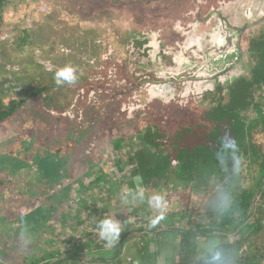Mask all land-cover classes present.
Listing matches in <instances>:
<instances>
[{"label":"rangeland","instance_id":"374dc122","mask_svg":"<svg viewBox=\"0 0 264 264\" xmlns=\"http://www.w3.org/2000/svg\"><path fill=\"white\" fill-rule=\"evenodd\" d=\"M153 1L155 7L150 4L152 0H9L0 7V74H8L1 76V82L9 80L11 75L17 76L18 72L19 83L23 86L21 85L22 89L13 87V97L17 98L19 93L26 95L39 87H52L44 92L47 94L46 98L50 99L49 104L44 100L46 103L40 106L42 100L39 97L26 98L23 101L24 107L17 116L0 128V143L7 138L4 141L8 147L0 150L4 154L1 156L14 164L19 162L18 165L8 166V172H0L1 225L8 229L12 223L18 224L21 223L20 220H25V215L28 222L35 221V228L27 230L35 234L30 238V244L24 247L26 250L23 255L18 254L20 244L16 240L8 235L0 239V242L13 241L17 244L16 248L9 244L1 246V255L5 261L7 253L13 254V249L15 264H25L24 260L27 259L21 261L24 257H28L29 262L32 257L39 259L40 256L50 255L46 244L51 238L50 231H54L49 220L59 227L62 214L57 216L58 209L68 201L66 209L69 212L81 207L78 195H75L77 189L72 190L76 176L71 167L75 166V174H78L82 171L80 167L85 168L86 161V168L89 166L94 154L102 156L100 151H103V156L108 157L114 152L117 162L114 170L121 172L124 167L122 169L120 164L130 162L131 152L137 143L133 134L135 131L141 129V132H145L146 125L150 123L155 126L157 124L163 132H172L191 124L210 125L207 112L213 113V106L218 113L226 110L223 107L225 105H217L218 98H212L217 94L211 95V92L215 91L217 85H221L223 94L227 96V85L233 79L250 75V68L257 61L251 56L249 42L255 36V40H251L254 46L262 44L257 42L259 35V40L262 39V34L259 33L264 31L262 17L242 16V24H246L243 29L232 37H224L220 34V24L214 18L181 15L190 13L189 1ZM197 23L203 27L199 33L205 39L204 45L197 47L199 50H194L191 48V40L188 39L187 43V38L184 37L187 34L191 36ZM209 30L213 34L217 33L218 37L206 36ZM221 40L223 43L218 42ZM11 47L24 50L19 53L12 51ZM256 55V58L260 57ZM7 64L10 66L5 68ZM65 65H71L77 70V83H80L81 88L77 84L62 87L55 85L54 72ZM20 70L24 72L20 73ZM219 75H222L223 81H220ZM160 85L164 86L163 95H158L156 91ZM81 89V98L74 103ZM263 91L264 89L255 94L256 100L263 95ZM46 106L49 111H46ZM261 106L264 111V100ZM63 114L68 117L64 118ZM72 116L76 117L71 118ZM251 116H256L254 111ZM123 131L132 134L129 139L125 135L122 139L124 142L121 143L120 140L115 146V137H122L120 132ZM255 139L264 146V132L256 133ZM90 145H100L102 149ZM59 146L68 147L69 150L67 148L65 152H56ZM252 147L254 149L253 145ZM88 150L92 152L90 156H87ZM20 163L22 164L19 165ZM62 163L66 167L62 168ZM215 164L204 171H197L196 176H205L204 185L200 184L201 188H193L192 193L184 188L177 191L176 196L167 198L171 206L169 210L167 208L168 213L165 215H176L174 220L165 216L163 222L174 221L175 224H180L182 218L179 211L185 212L188 206L192 207L191 212H195L196 217L206 216L208 219L209 213L205 215L203 212L219 208L216 201L220 192L230 197L231 192L236 191L240 178L242 184H252L245 169L246 162L241 165L239 178L237 175L232 177L237 172L232 170L230 159L224 164L220 161ZM166 172L164 168L158 169V173L164 177ZM170 174L165 180L169 185L173 180ZM229 176L233 179L230 180ZM181 183L185 184L184 181ZM164 184L160 182L157 190L145 191L146 196L153 192L166 195L169 190L163 188ZM196 184L199 182L196 181ZM108 186L115 194L105 206L106 216L117 219L123 204L121 192L117 190V182L111 181ZM176 187H179L177 181ZM172 188L174 185L170 186V191ZM97 190L99 189L96 187L92 189L93 196L98 198L100 204L106 202ZM80 192L84 194L85 189L82 188ZM69 194L71 197L67 198ZM28 201L33 202V205L30 206ZM37 204H41L42 209L36 207V211L33 207L38 206ZM137 206H142V214L150 210L146 201ZM195 207H200V210ZM42 212L47 213L50 218L47 220ZM82 216H85L83 211ZM4 228L0 229V233L5 236L9 231ZM41 228L45 230L42 231ZM75 230L77 236L74 238L79 236L82 241L86 240L89 230L86 222L80 223V227ZM91 231L97 234L96 228ZM173 231L168 230L170 234H166L158 243L156 240L151 241V251H146L147 256L145 252L142 253L145 256V259L142 257L143 262L133 260L135 254L133 250H128L122 264H178ZM73 233V229L65 232L66 250L70 247L67 242L68 239L71 240ZM240 237L243 239L234 249L233 264H264V226L251 230L245 225L235 233L200 237L198 257H203L211 240L219 244L233 242ZM151 253H155L152 258L149 257Z\"/></svg>","mask_w":264,"mask_h":264},{"label":"trees","instance_id":"16d2710c","mask_svg":"<svg viewBox=\"0 0 264 264\" xmlns=\"http://www.w3.org/2000/svg\"><path fill=\"white\" fill-rule=\"evenodd\" d=\"M8 1L0 0V7ZM150 4L152 7L156 6L153 0ZM259 34H262L261 40H259ZM259 34L257 42L260 41L262 44H257L258 47L254 46L252 42L255 40V36L251 39L252 42L251 40L249 42L251 56L257 61L250 68V75H241L233 79L227 85V96L223 94V86L221 85H217L215 91L211 92V95L217 94L212 98H218V106L225 105L223 106L226 108L225 112L218 113V110L215 112L213 106L211 108L213 113L208 114L207 112V117L211 121L210 125L191 124L190 126H181L172 130V132H163L157 124L155 126L150 123L147 125L145 132H137L136 137L139 142L132 153L136 162L134 174H139L142 178L140 187H157L171 173L178 183L184 181V185L181 183L182 188H185L184 190L188 189L192 193V190L196 187L201 188L204 185L205 176H199L200 174L196 176L197 171L200 169L204 171L206 168L216 165L215 163L219 161L215 156L216 151L225 141L234 139L240 153L245 158L247 163L245 169L250 175L252 184H242L240 182L241 178L238 179L239 184L236 191L231 192L230 205L224 209L218 208L214 211L203 212L205 215L209 213L210 218L208 219L206 216L196 217L195 212H191L192 207L188 206L185 212L179 211L182 218L180 224H175L174 221L169 223L161 220L155 227L150 228L148 227V217L153 215L150 210H146L142 216L131 212L125 213L124 216L127 215V217L123 218L125 220L124 230L121 232L119 241L114 246L108 247L105 254L103 252L100 256L85 262L81 259L85 264H122L121 257L124 248L128 245L134 251V247H136L130 242H134L136 239H144L145 247H147L151 237L156 241H160L166 234H170L168 232L170 229L174 230L173 235H171L175 240L173 245H175L178 264H204L203 257H198L200 237L208 234L235 233L245 225H248L251 230H258L264 226V146L255 139L256 133L264 132V111L261 106L264 100V91L258 100L255 99V94L264 89V31ZM11 50L20 53L23 52L24 48L13 49L11 47ZM255 55L262 57L256 58ZM23 72V70H20V73ZM46 89L47 87H39L28 94L30 96L36 95ZM11 91L12 88L10 90L6 86L0 90V124L8 121L24 101L17 98L6 100L4 97ZM12 95L14 94L12 93ZM252 110L256 116H251ZM161 168L167 170L165 177L163 174L158 173V169ZM235 175H237V178L240 177L239 172L234 173L232 177L234 178ZM232 177L229 176V179H233ZM196 181L199 184H196ZM131 188L133 191L136 190V186ZM199 208L195 207L198 211ZM166 213L168 212L166 211ZM175 215L169 213L165 216L174 220ZM128 219L131 223L130 226L126 225ZM136 224L139 225L136 226ZM94 235L93 231L88 233L89 237ZM96 236L98 235L96 234ZM139 236L140 238H138ZM241 239L243 237L235 239L233 242L218 244L225 252L230 264L234 263L232 258L234 249L239 245ZM97 242L98 248L105 251V243L98 237ZM154 254L151 253L149 257H154ZM136 256L137 252H135L134 257ZM76 257H80L77 252L67 258L55 260L52 264L63 262L69 264Z\"/></svg>","mask_w":264,"mask_h":264},{"label":"crops","instance_id":"0c3cea01","mask_svg":"<svg viewBox=\"0 0 264 264\" xmlns=\"http://www.w3.org/2000/svg\"><path fill=\"white\" fill-rule=\"evenodd\" d=\"M188 1L191 4V8L188 10V11H190V13L185 12V14L182 13L181 15L182 16H207V17H211L210 19H212V20L214 18V21H217L220 24V26H221V29H220L221 33L220 34L224 37L225 36L226 37H232L235 34V32L237 31V29L242 30V27H244L246 24H242V23H244V20L241 19V17L242 16H256V15L258 16L257 8L261 3L264 2V0H263L259 4V1H256V4L251 6L250 5L252 3L251 0H187V2ZM158 5H161V4H158ZM249 19H251V17H249ZM200 28L202 29L203 27L197 23V25L193 28V32L191 33V36L189 34H187V36L184 37V38H187V43H188V39L191 40V43H192L191 48H194V50H199L197 47L204 45L203 42H204L205 38L201 37V34L199 33ZM204 28H207V27H204ZM176 29H178V28L176 27ZM179 30H180V28H179ZM210 30L206 33V36L211 35V36H213V38H215L217 36V33L213 34V31H210ZM229 30L232 32H229ZM214 32H217V31H214ZM228 33H230V34H228ZM197 43H199L200 45L197 46L196 45ZM218 46H220V45H218ZM7 65L10 66L9 64H7ZM8 66H5V68H8ZM11 66H13V65H11ZM46 67L47 66H45V68ZM9 68H11V67H9ZM4 75H8V74L2 73V74H0V77L1 76L4 77ZM8 79L9 80H7V81L3 80V82H0V85H1L0 90L4 86L7 85V87L12 88V91L9 94L7 93L8 95L6 94L7 96H5L4 98L5 99L17 98V97H13L14 95H12V92H13L14 86H18L19 88H21V85H22L19 83L20 78H19L18 72H17V76L14 75V77H13V75H11L8 77ZM76 84L79 86V88H81L80 87L81 85H79L80 84L79 82L78 83L76 82L74 85H76ZM52 85H54V84H52ZM11 88H10V90H11ZM51 88L52 87L47 88L43 92L36 94V95H31V96L28 93L26 95L19 93L20 95L18 94L19 98H17V99L25 100L26 98H30L33 96L39 97V99L42 100V102H40V106H44V103H46L44 100L48 101V103H46V104H49V102H50V99L46 98L47 94L44 92H47ZM81 92L83 93L82 89L80 90V92L77 93L79 95H77L78 98L74 99V103L77 100H79V98H81ZM23 107H24V104L22 103V105L19 107L17 112L12 117H16L19 110L22 109ZM46 109H47L46 111H49V108L47 106H46ZM63 115H64V118L68 117V115H66V114H63ZM12 117L8 121L4 122L3 124H0V128L3 127L4 124L10 123ZM75 117L76 116H72L71 118H75ZM115 131H117V130H115ZM138 131H141V129H139ZM138 131H135V133H133V134L135 136H137ZM120 133L122 134V137L116 136L114 139V143L116 144L115 146H117L119 144L120 140L122 141V139H124L125 135L128 136V139H129L131 134H132V133L130 134L129 132L126 133L124 131L120 132ZM6 139L7 138L2 139V142L0 143V150L1 149H8L7 143H6V141H4ZM136 141H137V143L134 145L135 147L131 153L134 152V150L137 147V144L139 142V139L137 137H136ZM123 142L124 141H122L121 143H123ZM90 146H93V145H90ZM93 147H95V146H93ZM67 148L64 146H59V147H57L56 152H65V150ZM95 148L102 149V147H100V145H97ZM72 149H75V148L72 147ZM68 150H69V148H68ZM116 150H117V148H115V151ZM88 153H89V155H87V156H90L92 154L91 151H89ZM100 153L102 154V156H98V155L94 154V156H93L92 160L89 162V166H87V168H86V164L88 163V161H86L85 168L80 167L79 169H80V171L81 170L82 171L79 172L78 174H75V166H74L75 164L74 165L71 164L72 166H74V168L71 167V170L73 171V175L76 176L75 184L72 187L73 188L72 190H74V188L77 189V190H75L76 191L75 195L76 196L78 195L77 197L79 198V203H80L81 207L78 206L77 208L71 210L72 212H69V211H67L68 209H66V205L69 204V201H68V203L66 202L67 204L65 203L61 207H59V205L55 204V206L59 207L57 216L60 217V214H62V216L60 217V220H59L60 221L59 225H58L59 227H56L55 225H53L52 221L49 220L50 224H51V229L55 232L54 233V232L50 231V237L51 238H49V241L46 244L47 250L49 249L50 255L48 257L40 256L39 259H38V257H32L29 262H28V257H26V258L24 257L21 259V261L24 259H27V261L24 260L25 264L32 263V262H34L36 264L37 263L52 264V262H54L55 260H59L61 258H67L76 252L78 253V256H80V257H76V259L74 258L73 261H71V263H69V264H82L83 261L85 262L89 259L96 258V257L100 256V254H102L103 252H104V254H105V252H107L106 249L108 247H106V246H105V251H104V249L98 248V242H97L98 236H96V234H95L93 237H91V236L89 237L88 233L91 231V229L96 228V223L98 222V220L106 217L105 206H107L108 202L113 199V196L115 194V192H112V191L109 192L110 189H109L108 183L111 181L117 182V186H116L117 190L122 193L124 191L129 190V189H132L131 187L136 186V177L139 176L141 178V176L139 174H137V175L134 174L136 162L133 159L134 158L133 155H131V157H130V162H122L120 164V167L122 169L124 167V170H121V172H118V170H116V171L114 170L115 169L114 166L117 164L116 157L114 156V152L112 153V156L108 155V157L103 156V154H105V153H103V151H100ZM1 154L4 155L0 151V156H1ZM96 156H97V158H96ZM18 163L19 162H17V164H14V162H10V160L5 159L3 156H1L0 157V172H5V171L8 172L6 170L8 166L18 165ZM21 164L22 163H20L19 165H21ZM61 166H62V168L66 167L65 164H63V163ZM9 169H11V168H8V170ZM171 177L170 178L173 180L170 182L171 183L170 185H169V182H167V181L165 182V179H163L161 181V183H165L163 185V188H166L169 190L166 192V198H168L169 196L170 197L176 196L177 191L183 190L180 182L178 183V181H177V183L179 184V187L178 188L176 187V179H175L173 174L171 175ZM141 182H142V178H141ZM172 185H174V188H172V191H170V186H172ZM95 187L99 189V190H97L98 193L100 194V196H102L103 200L106 199V202H102V204H100V202H98V198L93 196L92 189H94ZM82 188L85 189L84 194H83V192H80ZM157 188H158V186L157 187L149 186V188L148 187L144 188V190L145 191H148L149 189H156L157 190ZM70 195L71 194H69V196L67 198H70L71 197ZM82 200H83V205H82ZM99 200H101V199L99 198ZM166 201L168 203V210H169V207L171 206L170 201L168 199H166ZM28 204H30V206H31V205H33V202L28 201ZM45 204H47V207H48V203L45 202ZM138 204H139V202H137L134 206H132L130 204L125 205L123 203L121 206V213L118 212L119 216L117 217V220H119L123 224H125L124 223L125 220L123 218H126L127 215L124 216V214L125 213L127 214L129 212L134 213V214H139L142 216V211L140 210V208H142V206L139 207V206H137ZM37 205L38 206L35 205V207H33L36 209V211L38 210V208H36V207H39V209H42L40 207L41 204L40 205L37 204ZM100 205H102V206H100ZM24 210L25 209H23L22 211L25 212ZM82 211H83V215L85 214V216H82ZM31 214H32V212H31ZM37 214L39 215V212ZM42 214H43V216H45V218L47 220H48V218H50V216H47V213L42 212ZM25 217H26V219L25 220L23 219V221H25L26 224L22 220H20L21 223H18V224L12 223L11 224L12 226H10L8 229L2 227L3 226V225H1L2 218L0 219V229L4 228V229H7L9 231V233H7L5 236L3 234L1 235V233H0V239L5 238L8 235L13 240H16L15 242L17 244H20L19 245L20 250L18 251L19 255H20V253L23 255L24 250H26V249H24V247L26 248L28 246V244H25L24 241L20 238L21 232L25 231V239L31 238L35 234L32 231H27L28 228H31V227L35 228V226H34L35 221L32 220V222H28L27 215H25ZM25 217H23V218H25ZM33 218H34V216H33ZM82 222H86L87 229H89V230H87L88 232H87L86 240H83V241L79 238V236L77 239L74 238V236L76 235V232H77V230H75V228L80 227V223L82 224ZM126 225L127 226L131 225V223L129 222V219L127 220ZM138 225L139 224H136V226H138ZM43 229L45 230V228H41L42 231H43ZM69 229H73L74 233H73V237L71 238V240L68 239L69 241L67 242V244H70L69 245L70 247L66 250L64 247L65 242H66L65 241L66 240L65 232ZM77 229H79V228H77ZM83 230H84V228H83ZM28 232H30V234H28ZM48 233H49V231L46 232V238L47 239L49 237ZM41 235H43V233ZM150 236H151V234H150ZM138 238H140V236ZM151 241H155L154 238L151 237V239L148 242L147 247H145L144 239H136L134 242H130L133 246H136V247H134V251L137 252V256L136 257L133 256L134 257L133 260L137 259L139 262H143V261H141V260H143L142 257H144L142 255V253L145 252V255L147 256L146 253H148V252H146V251H149V252L151 251L150 247H149ZM16 243H14L13 241L9 242V243L8 242L7 243L0 242V264H15L14 263V259H16L15 251H14L15 249H13V252H12L14 254V256H13V254L10 255L9 253L6 252L7 253V259L5 261V259L2 258V255H1L2 254L1 253V246L3 244L4 245L9 244L10 247L16 248V245H17ZM156 243H158V242L156 241ZM142 247H144L145 248L144 250H146V251H144L142 249ZM129 248L130 247L128 245L124 248V251H123L122 257H121L122 263H123V260L125 259L124 258L125 253H128L126 251H128V250L132 251V248H130V249ZM8 249L10 251H12V249L9 248V246H8ZM134 251H133V253L135 254ZM27 252H28V249H27ZM86 258H87V260H86ZM128 260H129V258H128ZM55 264H68V263L63 262V263H55Z\"/></svg>","mask_w":264,"mask_h":264},{"label":"clouds","instance_id":"9594fccd","mask_svg":"<svg viewBox=\"0 0 264 264\" xmlns=\"http://www.w3.org/2000/svg\"><path fill=\"white\" fill-rule=\"evenodd\" d=\"M218 42L223 43L222 40ZM77 79V70L71 65L56 69L53 75V81L57 87L74 85ZM156 91L158 95H163L164 86H157ZM215 156L222 164L230 159L234 172H239L241 165L245 164V158L240 154V149L234 139L225 141L216 151ZM140 183L141 178L138 176L136 177V190L124 191L120 194V198L125 205L131 204L133 206L137 202L144 203L146 201L148 208L153 213L152 216L148 217V227H155L159 221L165 218L167 211L165 195L153 192L146 196L144 188L140 187ZM216 204L221 209L227 208L230 205V197L226 193L220 192ZM23 222L26 224L25 221ZM96 228L98 238L105 243L106 247H112L119 241L121 232L124 230V224L113 216H106L97 222ZM20 238L25 244L30 241V238L25 239V231L21 232ZM203 259L204 264H230L225 252L214 240L209 241Z\"/></svg>","mask_w":264,"mask_h":264},{"label":"flooded vegetation","instance_id":"af4514ba","mask_svg":"<svg viewBox=\"0 0 264 264\" xmlns=\"http://www.w3.org/2000/svg\"><path fill=\"white\" fill-rule=\"evenodd\" d=\"M256 1H259V4L261 3V1H263V0H251V6H253V5H255L256 4ZM247 9V8H246ZM248 10V9H247ZM257 11H258V17H262L263 19H264V2L263 3H261L259 6H258V8H257ZM257 16V15H256ZM252 18V17H251ZM263 22V21H262ZM242 29H243V27H242ZM239 31H241L240 29H237V31L235 32V33H237V32H239ZM219 77V79H220V81H223L224 79H222L221 77H222V75H219L218 76Z\"/></svg>","mask_w":264,"mask_h":264},{"label":"built area","instance_id":"2783aa9c","mask_svg":"<svg viewBox=\"0 0 264 264\" xmlns=\"http://www.w3.org/2000/svg\"><path fill=\"white\" fill-rule=\"evenodd\" d=\"M167 208H168V203H167Z\"/></svg>","mask_w":264,"mask_h":264}]
</instances>
